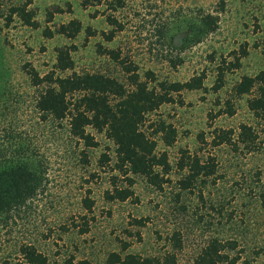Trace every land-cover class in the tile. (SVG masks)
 I'll use <instances>...</instances> for the list:
<instances>
[{"label":"rangeland","instance_id":"374dc122","mask_svg":"<svg viewBox=\"0 0 264 264\" xmlns=\"http://www.w3.org/2000/svg\"><path fill=\"white\" fill-rule=\"evenodd\" d=\"M22 5L35 14L37 29L10 17L11 8ZM96 10L85 9L79 0H0V148L17 157L19 151L29 154L38 176L27 203L0 217V264H23L22 244L36 246L49 264H109V255L121 252L120 241L131 244L127 253L163 257L171 252L177 264H192L212 239L236 241L239 248L230 254L240 256L237 264H264V126L248 109V97L233 93L242 76L264 70V0H126L116 14L123 30L112 42L102 34L113 27L101 14L93 17ZM207 14L218 17V28L211 34L202 24ZM72 19L83 24L76 39L56 33ZM88 27L97 34L86 41ZM47 29L54 33L52 38L45 36ZM245 44L250 55L216 92V68L224 58L232 61L233 52L240 53ZM71 46L76 47L75 72L102 73L124 83L128 81L122 68L99 53V46L119 51L138 66L143 80L147 72L169 82L207 73L205 90L183 92L176 96L183 105H164L148 116L147 126L165 122L177 130L170 147L157 138L158 152L168 154L171 166L163 190L137 177L138 201H108L112 173L107 166L101 168L100 161L103 154L114 158L113 143L89 129L98 147L88 148L71 136L68 121L59 125L40 119L35 101L46 87L35 86L25 67L45 76L56 64V50ZM227 100L234 102L236 114L213 120ZM243 124L259 136L255 149L242 144L212 147L214 128L237 131ZM185 156L198 157L201 164L213 158L215 175L202 176L190 190L182 189L180 182L188 175L180 167ZM87 190L94 201L92 213L82 203ZM133 219H146V226L132 225ZM86 222L88 233L73 227L82 228ZM175 233L182 239L179 249L172 239Z\"/></svg>","mask_w":264,"mask_h":264},{"label":"trees","instance_id":"16d2710c","mask_svg":"<svg viewBox=\"0 0 264 264\" xmlns=\"http://www.w3.org/2000/svg\"><path fill=\"white\" fill-rule=\"evenodd\" d=\"M85 9L96 8L93 17L99 14L105 17L113 30L103 33L107 42H112L116 34L123 30L116 14L126 7V0H79ZM57 13V12H55ZM16 16L25 25L37 29L35 14L28 10L27 5L11 8L10 17ZM53 18L54 13H50ZM205 33H214L218 28V17L210 14L202 18ZM83 31V24L72 19L62 24L57 34L70 40L76 39ZM86 41L96 36L91 27L86 28ZM45 36L52 38L54 33L47 29ZM264 43V42H263ZM76 47L57 49L56 64L45 76H40L34 68L26 66V73L35 86L44 85L45 90L35 101V110L43 121L52 120L61 125L69 122L71 136L88 148L98 147L95 138L89 129L95 130L105 136L115 147L114 158L107 154L101 157V168L107 166L112 173L111 190L107 191L105 198L110 202L138 201L134 187L136 178L142 177L157 190H163L167 184V175L171 172L168 154L158 152V139L166 147L174 145L177 130L165 122L147 126L148 116L157 112L162 106L184 102L176 99L183 92L205 90L207 73L205 71L193 76L185 82L160 81L152 72L146 73L143 80L138 66L126 58H122L117 50H108L99 46V53L116 62L128 83L119 81L116 77L102 73L75 72V62L72 53ZM250 55L248 44L241 47L240 53L233 52V60L222 59L216 68L214 90L219 92L227 85V76L242 68V62ZM29 67V68H28ZM68 72H72L68 74ZM233 93L237 98L248 97V109L255 117L260 119L264 126V70L255 75H244L233 86ZM223 114L232 117L236 114V107L232 100L225 102V110L213 116V120ZM211 125V124H210ZM147 126V127H146ZM212 127V126H211ZM211 145L214 148L223 145L237 148L242 144L247 149H255L259 136L249 125L243 124L239 130L218 129L212 130ZM8 155L0 148V217L9 215L16 206H23L35 193L38 182L37 172L32 168V159L29 154L19 151L17 157ZM21 154V155H20ZM85 156V153H84ZM86 157V156H85ZM188 158L186 162L185 159ZM180 167L187 170L188 175L181 180L182 189L190 190L202 176H213L216 173V164L213 158L206 164H201L198 157H184ZM113 162V165L111 164ZM88 196L83 199L84 209L92 213L94 201ZM81 216V220H86ZM132 225L140 228L146 226V219H133ZM74 229H80L82 234L89 232L88 223L82 228L73 224ZM65 229V228H63ZM130 234V233H129ZM174 246L182 247L179 233L172 236ZM121 242V252L109 255V264H177L175 253L168 252L163 257L127 253L131 244ZM239 245L236 241H221L212 239L197 255L192 264H237L240 256H231L237 251ZM20 254L23 264H49L48 257L39 251L33 244H22ZM68 264H92L88 260H80Z\"/></svg>","mask_w":264,"mask_h":264}]
</instances>
